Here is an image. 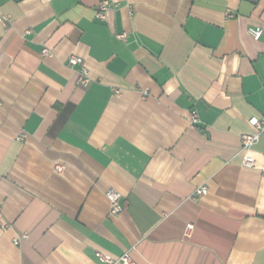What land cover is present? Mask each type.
I'll return each instance as SVG.
<instances>
[{
    "label": "crops",
    "instance_id": "0c3cea01",
    "mask_svg": "<svg viewBox=\"0 0 264 264\" xmlns=\"http://www.w3.org/2000/svg\"><path fill=\"white\" fill-rule=\"evenodd\" d=\"M110 1L0 0V264H264V0Z\"/></svg>",
    "mask_w": 264,
    "mask_h": 264
},
{
    "label": "built area",
    "instance_id": "2783aa9c",
    "mask_svg": "<svg viewBox=\"0 0 264 264\" xmlns=\"http://www.w3.org/2000/svg\"><path fill=\"white\" fill-rule=\"evenodd\" d=\"M112 6V2L110 0H100V3L96 10V17L100 20L106 19V11ZM4 20L3 16L0 14V22ZM249 33L253 36V38L258 39L262 33L260 28H252L248 29ZM116 38L119 40L125 41L127 38L126 32L116 33ZM49 50L47 48H43L41 50L42 54H49ZM66 65L74 69L76 73V83L82 86H87L91 82V77L89 73L88 67L85 65L84 60L81 56L78 55H69L66 59ZM119 91L116 89L115 93ZM145 94V92H144ZM189 121L192 126H197L200 119L198 113L193 110L190 112ZM248 124L252 127V131L245 132L240 135V148L244 151V156L242 160V165L245 167H253L255 165L254 158L249 154L252 146L257 143L259 137L262 133H264V114L261 116H251L248 118ZM20 138V137H18ZM55 168L58 171L62 170V166L56 164ZM207 192V188L205 186L197 187L193 192V198L198 195L205 194ZM105 196L109 202V214L117 215L122 210L121 204V193L115 189L114 187H109L105 191ZM3 226V223H0ZM193 228L192 223H188L186 225L185 233L188 234ZM101 259L109 264H113L114 262L120 261L122 264H135L129 257L128 254H123L119 258H113L108 254H101Z\"/></svg>",
    "mask_w": 264,
    "mask_h": 264
}]
</instances>
